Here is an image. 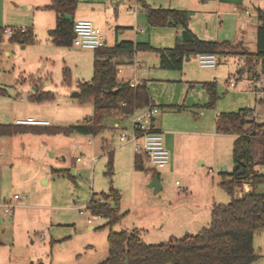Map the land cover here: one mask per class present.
Here are the masks:
<instances>
[{
    "label": "rangeland",
    "instance_id": "1",
    "mask_svg": "<svg viewBox=\"0 0 264 264\" xmlns=\"http://www.w3.org/2000/svg\"><path fill=\"white\" fill-rule=\"evenodd\" d=\"M30 1L0 0V21L4 18L32 19L37 37L35 43L23 47L25 43L12 41L2 33L0 122L10 123L16 116L29 114L49 118L52 125L81 122L93 113L94 106L92 102H81L73 93L79 91L80 81L90 79L93 74L94 49L53 44L46 25H55V12L27 7ZM152 2L167 7L174 0ZM137 4L138 0H79L74 17H87L104 30L107 45L115 43L116 32L119 40L131 37L136 23L145 29L142 35H147L151 29V41L155 45H174L181 27L137 22L135 12H127L138 9V14L145 18ZM233 4L238 6L237 10L233 9ZM189 5L192 24L198 27L200 37L242 40L250 50H256L259 19L254 5L264 8V0H222L220 7L217 0H192ZM0 25L5 24L0 22ZM206 26L210 34H202ZM46 45L52 50L44 51ZM137 53V58L144 60L147 67L146 71L138 70V76L159 78L150 79L152 98L163 99L160 103L186 99L201 104L191 110L168 113H165L168 107L157 105L156 117L163 116L161 130L165 144H169V139L174 140V135L178 138L182 164L159 168L162 189L155 191L149 186L152 174L134 169L131 144L113 138L107 128L97 134L24 131L0 135V260L11 261V264H93L104 259L108 254L110 227L104 225L108 218L94 217L86 203L93 193L107 191L110 185L121 190L118 212L125 213L112 229L138 227L148 243L198 233L209 224L214 202L231 200L232 195L220 182L229 179L234 171L232 143L236 134L221 133L214 139L213 134H201V131L214 129L216 115L222 111H237L247 104L254 106L251 77L246 74L238 77L237 74L242 58L234 54L219 55L217 66L208 69L201 67L192 55L184 61L190 68L186 71L185 68L159 67L155 50H138ZM210 70L215 71L211 72L215 73L212 80H216L218 97L214 107H204L205 89L185 74L199 77ZM123 73L126 75L129 71ZM123 73L118 72L117 76L120 78ZM235 78L236 87L227 88L226 80ZM42 91H50L54 98L38 101L29 97L30 93ZM258 110L263 112L264 105L258 106ZM245 116L247 120L253 118V115ZM132 118L133 115L129 116L121 124L130 129ZM257 119H264V115ZM105 123L111 125L112 117H107ZM182 129L198 132L178 133ZM105 136L112 140L114 148L111 173L107 150L102 147ZM257 140L259 145L253 148V167L264 172V146L260 139ZM53 168L65 172L55 173ZM257 190L264 192V183ZM15 193L26 195V198H14ZM236 194L235 191L234 196ZM8 200L15 203V207L13 212L5 213L3 204ZM89 224L93 228H89ZM254 246L260 256L252 264H264V229L255 233Z\"/></svg>",
    "mask_w": 264,
    "mask_h": 264
},
{
    "label": "trees",
    "instance_id": "2",
    "mask_svg": "<svg viewBox=\"0 0 264 264\" xmlns=\"http://www.w3.org/2000/svg\"><path fill=\"white\" fill-rule=\"evenodd\" d=\"M143 6L152 25H180L181 37L172 47H155L148 42L124 39L112 45H104L94 49L93 76L90 80L79 82V100L92 102L94 109L92 116L83 123L68 126L1 123L0 135H13L24 131L71 132L97 134L103 129L104 120L112 115L126 117L136 110L144 108L153 100L145 81L131 85L130 81L116 80L117 64L122 56H132L136 49H152L159 54V65L164 68L179 69L185 56H192L198 52H213L217 55L237 54L243 60L238 69L239 76L246 74L252 77L259 67L264 69V9L257 7L256 50H250L241 42L234 43L223 39H204L189 26L187 10L173 7H154L144 1ZM79 0H52L46 7L53 9L56 23L49 30L51 41L59 46L74 44L75 12ZM12 41L28 43L33 41V34L27 30L8 36ZM4 39L0 26V41ZM209 93L208 106L213 107L218 97L216 81L204 82ZM2 90V89H1ZM32 100H50L54 95L47 91L30 96ZM246 107L238 111L222 112L217 121V129L224 133H235L233 143V157L238 167L234 168L229 179H223L220 185L232 195L227 203H214L211 207V220L198 233H187L180 237H171L167 241L148 243L141 236V229L113 230L125 213L118 212L121 198L119 189L110 186L108 192H101L98 196L92 194L86 207L93 215L108 218L104 225L110 227L107 235L108 254L93 264H252L260 254L254 247V235L264 229V192L257 187L264 183V172L254 169L253 148L264 146V122H255L254 128L249 129ZM248 122V123H247ZM249 130L248 133L245 132ZM252 134V135H251ZM135 156L136 169H144V156ZM245 162V164H243ZM109 172L113 171V153H108ZM241 170V173H239ZM60 171V170H59ZM64 173L65 171H61ZM249 183L253 190L242 198H235L237 185ZM113 204H115L113 206ZM32 264H43L42 262Z\"/></svg>",
    "mask_w": 264,
    "mask_h": 264
},
{
    "label": "crops",
    "instance_id": "3",
    "mask_svg": "<svg viewBox=\"0 0 264 264\" xmlns=\"http://www.w3.org/2000/svg\"><path fill=\"white\" fill-rule=\"evenodd\" d=\"M52 0H31L30 1V3H26L27 5V7L28 6H30V7H33V8H43V9H50V8H48V7H46V5L47 4H49L50 2H51ZM142 1H144V2H146V3H148V4H150V5H152V6H154V7H166V6H162V5H160V6H157V5H153L154 3L152 2V0H138V6H139V8L141 9V11H142V13H144V15H145V18H143L144 16H143V14H142V16H140V14H138V9H132V11L131 12H135V14H136V21L137 22H142V21H145V22H147L148 23V25H150V26H159V25H152L151 23H150V21H149V18H148V15H147V12H146V10H145V8H144V6H143V3H142ZM192 0H174V3H170V5L169 6H167V7H173V8H180V9H185V10H187V12H188V14H189V26H190V28L197 34V36H201L200 35V31H199V29H198V27H196L195 25H193L192 24V21H191V10L192 9H190L191 7H190V5H189V3L191 2ZM204 1V0H203ZM221 1L222 0H217V4H218V6L220 7V4H221ZM153 4H152V3ZM257 7H261V6H259V5H254V12H255V14H256V16H257ZM78 8V7H77ZM261 8H263V7H261ZM233 9L234 10H237L238 9V6L236 5V4H233ZM264 9V8H263ZM53 10V9H52ZM77 10V9H76ZM129 10V9H128ZM128 10H127V12H128ZM54 11V10H53ZM131 12H129V13H131ZM76 13V12H75ZM75 16V15H74ZM251 16V15H250ZM258 17V16H257ZM75 18V17H74ZM81 18H87V17H81ZM78 19V18H77ZM89 19V18H88ZM76 20V19H75ZM91 20V19H90ZM0 22H2L3 24H5L4 26H2V25H0L2 28L3 27H5V26H25V27H27L28 28V30L33 34V37H34V39H33V41H31V42H28V43H25L24 44V46L23 47H25V46H27V45H32V43H35L36 42V40H37V37H36V33H35V31H34V29H35V23L33 22V20L31 19V21L30 20H27V21H16V20H10V19H7V18H4V19H2ZM19 22V23H18ZM55 23H56V14H55ZM259 23V22H258ZM52 25H51V23H47V25H46V27L48 28L47 30H48V34H49V30L51 29V28H53V27H51ZM164 26H174V27H181L180 25H164ZM208 28H207V26H206V30H204L203 31V33L202 34H210V33H208V30H207ZM133 30H134V34L131 36V37H128V38H122V39H120V40H124V39H129V40H133V41H135V42H137V41H140V42H148L150 45H152V46H155V47H160V48H163V47H172V46H167V45H165V46H162V45H155V43H153L151 40H152V38H151V32H150V30H149V33H147V35H145V34H141V32H144L145 31V29L142 27V26H140L138 23H136L134 26H133ZM125 31H122V33H124ZM127 36V35H126ZM210 36V35H209ZM179 37H181V29H180V31H179V33H178V35L176 34V41H177V39L179 38ZM200 38H203V37H200ZM206 38H212V37H205L204 39H206ZM115 40L116 41H120L119 40V38H118V32H116L115 33ZM210 40H215V39H210ZM227 40H229V39H227ZM115 41V42H116ZM231 41V40H230ZM232 42H234V41H232ZM237 42H241L243 45H245L244 43H243V41L242 40H240V41H236V42H234V43H237ZM53 43V42H52ZM176 43V42H175ZM174 43V44H175ZM54 44V43H53ZM114 44V43H113ZM74 45H80L79 43H78V41L76 40V38H74V44L72 45V46H74ZM72 46H69V47H72ZM81 46V45H80ZM67 47V46H66ZM82 47V46H81ZM248 47V46H247ZM85 49H87V48H85ZM46 50H52V48H51V46H49V45H46L45 47H44V51H46ZM138 50H146V48H140V49H136L135 51H134V53H133V55L132 56H127V55H124V56H122L121 57V59H120V62L117 64V74H118V72H121V73H123L124 72V70H128L129 71V74H124L123 73V75H122V77H118L117 76V74H116V80L118 81V82H122V81H126V80H128V81H138V82H141V81H145L146 82V84H147V86H148V89H149V82H150V79H159V78H156V77H148V75H139L138 76V74H137V72H138V70H142V71H146V69H147V67H146V65L144 64V60H142V59H139V58H137V55H138V53H137V51ZM60 51H63V50H60ZM65 51H67V50H65ZM158 53V52H157ZM228 55H230V54H228ZM234 55H237V54H234ZM195 56V55H194ZM217 56H219V55H217ZM238 57H240L239 55H237ZM190 57L191 56H185V57H183V60H182V66H181V68H179L180 70L181 69H183V68H185L186 69V71H188L190 68L188 67V65H185V59H190ZM94 58H95V56H94ZM94 58H93V62L92 63H94ZM219 59V58H218ZM240 59H241V57H240ZM242 60V59H241ZM93 65V64H92ZM242 65H243V60H242ZM242 65H240L239 66V68L240 67H242ZM158 66L159 67H161L160 65H159V54H158ZM162 68H164V67H162ZM204 68H212V67H204ZM238 68V69H239ZM166 69H174V68H166ZM211 71H214V70H210V71H208V72H206L205 74H203L202 76H199V77H197V76H195V75H193L192 73H186L185 74V76L186 77H188V79H190V80H194V81H196V82H198L204 89H205V91H206V101L204 102V107H211V106H208L207 104H208V102H209V93H208V91H207V89H206V87L203 85V83L204 82H212V81H214V80H212V78H213V75L215 74L214 72L212 73ZM237 74H238V76H239V73H238V70H237ZM92 76H93V74H92ZM92 76L90 77V79L92 78ZM147 76V77H146ZM90 79H88V80H90ZM83 81H87V80H83ZM81 82V81H80ZM36 89L38 90L39 88H38V86L36 87ZM216 91H217V85H216ZM36 92H38V91H36ZM36 92H34V93H30V95H29V97L32 95V94H35ZM47 92H50V91H47ZM150 93V92H149ZM217 95H218V91H217ZM79 96V95H78ZM77 96V97H78ZM151 96V95H150ZM151 99L153 100V102L155 103V104H157L158 106H159V108L160 107H168V110L165 112V113H168V112H170V111H178V112H182V111H186V110H191V109H193L192 107H200L201 106V104H199V103H191L190 101H188V100H186L185 99V101H187V102H185L184 100L182 101V102H180V101H176V100H172V99H170V100H168L167 101V103H160V102H163L162 100L163 99H154V97L152 98V96H151ZM160 100V101H159ZM49 101V100H48ZM180 102V103H179ZM214 107V106H213ZM142 109V108H141ZM141 109H138V110H136L133 114H130V115H128V116H126V117H121V116H118V115H112V116H109V117H112V119H113V123L110 125H108V124H106L105 123V120H104V126H103V129H105V128H107V129H109L111 132H112V137L113 138H115V139H118L121 143H130V142H123V141H121L120 139H119V132L121 131V129L122 128H125V126L123 125V124H121L122 122H124L126 119H128L129 118V116H131V115H134L135 113H137V112H139ZM238 111V110H237ZM159 112V111H158ZM157 112V113H158ZM222 112H229V111H222ZM222 112H220V113H218L217 115H216V118H215V128L214 129H207L206 131H204V132H202L201 131V134H209V135H211V134H213V136H214V139L215 138H218L219 137V134H221V133H224V132H220V131H218V129H217V121H218V118H219V115L222 113ZM156 113V114H157ZM197 113V112H196ZM156 114H155V116L153 117V120H152V122H153V124L158 128V129H160L161 130V126H162V123H163V116H161V117H156ZM27 116H33V115H31V114H29V115H27ZM92 116V114L88 117V118H86V119H83L81 122H78V123H83V122H85L87 119H89L90 117ZM16 117H21V116H16ZM16 117L13 119V121H12V123H15V119H16ZM45 119H49V118H46V117H44ZM72 124H74V123H72ZM70 125V124H69ZM52 126H68V125H52ZM44 128L45 126L44 125H37V128ZM102 129V130H103ZM43 131H49V130H47V129H43L42 131H33V132H43ZM162 131V130H161ZM49 132H51V131H49ZM72 132V131H71ZM100 132V131H99ZM183 132H185L186 134H187V132L188 133H197L198 131L197 130H186V129H182V130H179L178 131V133H183ZM85 134H93V133H85ZM237 136V135H236ZM174 140H170L169 139V141H168V145H167V148L170 150V153H171V160H170V162L168 163V165L170 166L171 165V167H178L179 165H181L182 164V157H181V155H180V152H179V150H178V138L174 135ZM236 138V137H235ZM234 138V139H235ZM233 143H234V140H233ZM233 143H232V150H233ZM131 144V143H130ZM112 145V140L109 138V137H104L103 138V144H102V147L104 148V149H106L107 150V153H109L110 152V150L112 151V153H113V160H114V148H113V146H111ZM131 146H132V144H131ZM133 149V148H132ZM134 152V151H133ZM135 156H137L136 155V153L134 152L133 153V155H132V157H131V159H132V164H133V167H134V169H136V167H135ZM77 159H78V157H77ZM200 162H202V163H205V161H203L202 159H200ZM167 165V166H168ZM146 168H150V166H149V164H148V161L145 159V157H144V169H142V170H145ZM53 170V172H55V173H59V172H61V171H59V169H56V168H53L52 169ZM137 170H141V169H137ZM158 171V170H157ZM62 173V172H61ZM159 177H160V172H159ZM160 180H161V177H160ZM110 186H113V185H110ZM243 186H246V184H244ZM115 187V186H114ZM110 188V187H109ZM117 188V187H116ZM117 189H119V188H117ZM161 189H162V187H161ZM109 190V189H108ZM108 190L107 191H102V192H108ZM119 191H120V193H121V197H122V192H121V190L119 189ZM93 194H95V193H93ZM99 195V194H98ZM97 195V196H98ZM91 197V196H90ZM121 199V198H120ZM89 200V199H88ZM120 203V202H119ZM214 203H216V202H214ZM115 204H113V206H114ZM118 207H119V205H118ZM5 212V211H4ZM6 213V212H5ZM88 227L89 228H93V225L92 224H89L88 225ZM2 238V234L0 233V239ZM0 247H2V246H0ZM255 247V246H254ZM1 253H2V249H0V256H1ZM0 264H11V261H6V262H4V260H0Z\"/></svg>",
    "mask_w": 264,
    "mask_h": 264
},
{
    "label": "built area",
    "instance_id": "4",
    "mask_svg": "<svg viewBox=\"0 0 264 264\" xmlns=\"http://www.w3.org/2000/svg\"><path fill=\"white\" fill-rule=\"evenodd\" d=\"M132 10L129 9L128 12ZM250 15V13H249ZM28 30L25 26H5L2 28V33L7 36H12L18 33H24ZM75 38L78 43L87 49H96L107 44L106 32L99 26L95 25L92 20L88 18H79L74 22ZM198 63L201 67H216L218 64V56L213 52H198L195 54ZM252 88L254 93L255 104H247L246 109L249 115H253V122H249V129H253L254 134L257 129L254 128L255 122H264V119L259 120V115H264V111L260 112L258 106L264 105V69L259 67L256 73L251 77ZM216 81V80H215ZM138 81H130L131 85H135ZM237 84L235 79L226 80L227 88H235ZM159 111L157 104L151 102L139 112L135 113L132 118L131 128H122L119 132V139L123 142H130L133 151L141 154L148 161L150 168H146L147 175L153 174L159 168L165 167L171 160L170 150L167 148L163 133L152 122L153 117ZM17 124L27 125H52L49 119L36 118L34 116L17 117L15 119ZM249 130L245 132L248 133ZM264 133V127H263ZM251 134V135H252ZM80 159V157H78ZM178 182V181H176ZM14 198L25 199L26 195L14 194ZM4 211L6 213L13 212L15 203L8 200L4 202ZM101 216V215H94ZM92 222V219H88Z\"/></svg>",
    "mask_w": 264,
    "mask_h": 264
},
{
    "label": "water",
    "instance_id": "5",
    "mask_svg": "<svg viewBox=\"0 0 264 264\" xmlns=\"http://www.w3.org/2000/svg\"><path fill=\"white\" fill-rule=\"evenodd\" d=\"M79 95V91H75L73 93V96H78ZM243 164H245V162H243ZM239 163L235 164V167H238ZM225 171V168L223 169ZM239 173H241V170H239ZM149 186L154 187L155 191H158L161 189L162 185H161V180L159 177V172L155 171L152 174L151 180L149 182ZM253 190V186L248 185V186H241V185H237L235 187V191H236V195L235 198H242L244 197L246 194L250 193Z\"/></svg>",
    "mask_w": 264,
    "mask_h": 264
}]
</instances>
